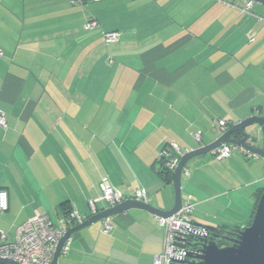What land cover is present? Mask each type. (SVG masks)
<instances>
[{"label": "crops", "instance_id": "1", "mask_svg": "<svg viewBox=\"0 0 264 264\" xmlns=\"http://www.w3.org/2000/svg\"><path fill=\"white\" fill-rule=\"evenodd\" d=\"M17 2L0 0V187L12 224L0 231L8 241L35 211L55 223L72 210L89 216L90 201L102 210L103 179L124 200L143 188L152 207L170 210L172 182L156 163L165 147L193 150L220 135L219 121L264 118L262 4L245 12L241 0H117L87 30L90 19L76 14L28 28ZM105 33L118 41L106 45ZM187 167L181 193L194 225L247 226L264 190L262 159L208 154ZM109 222L108 235L101 223L74 233L57 264H152L162 252L163 231L148 212Z\"/></svg>", "mask_w": 264, "mask_h": 264}, {"label": "built area", "instance_id": "2", "mask_svg": "<svg viewBox=\"0 0 264 264\" xmlns=\"http://www.w3.org/2000/svg\"><path fill=\"white\" fill-rule=\"evenodd\" d=\"M93 2H101L108 0H91ZM244 3L243 11L252 8L253 0H241ZM98 27L97 22L90 19L85 29H95ZM119 35L117 33L103 34L104 43L111 44L117 42ZM1 54V53H0ZM4 114L0 111V126L5 127ZM228 129L224 121L218 122V133L221 135ZM192 138L200 143L201 134L193 133ZM199 145V144H198ZM239 149L232 145H222L211 151V155L216 161H222L229 158ZM190 150L180 148L176 144L171 143L165 147L156 159L158 171L165 170L173 176L180 159ZM242 154L248 155L241 151ZM250 156V155H248ZM182 176L189 177L188 168H184ZM124 200L119 190L111 187L106 179L100 183L99 202L105 204L104 209H108L119 205ZM132 200L143 204H149L148 196L143 188L135 190ZM90 215L85 216L76 211H70L68 215H64L53 223L48 216L35 211L33 216L27 221L19 225L14 233L11 241L7 240V235L0 232V258L14 261L18 264H51L56 247L65 232L72 227L78 226L86 221L90 216L99 212L94 202H89ZM194 205L187 197L182 200L181 208L168 218L155 217L157 226L163 231V249L162 252L153 257L152 264H172L173 261L180 263L185 260L188 253L186 247V239L189 236L201 237L204 233L198 230L192 221L191 214ZM9 210V196L6 190L0 189V214H4ZM101 211V210H100ZM112 229L109 219L101 222L99 233L108 235ZM71 237L63 244L59 258L66 256L70 250Z\"/></svg>", "mask_w": 264, "mask_h": 264}, {"label": "water", "instance_id": "3", "mask_svg": "<svg viewBox=\"0 0 264 264\" xmlns=\"http://www.w3.org/2000/svg\"><path fill=\"white\" fill-rule=\"evenodd\" d=\"M253 1L264 5V0ZM225 144L236 147L239 149L237 152L241 150L264 161V118L249 116L228 127L223 134L217 135L210 144H199L197 148L185 154L180 159L172 176L174 201L170 210L163 211L152 207L150 204H143L132 199L123 200L119 205L101 210L82 224L67 230L56 247L51 264H57L63 244L74 233L120 213L139 209L154 217L168 218L174 215L182 205L181 178L183 169L187 167L190 161L208 155L211 151ZM194 226L204 234L201 237L189 236L186 239V247L188 248L186 259L180 263L173 261L172 264H264V192L256 203L249 225L243 228L217 234L215 233L216 228ZM218 240H223L229 245L219 247L217 245ZM0 264L18 263L0 258Z\"/></svg>", "mask_w": 264, "mask_h": 264}, {"label": "rangeland", "instance_id": "4", "mask_svg": "<svg viewBox=\"0 0 264 264\" xmlns=\"http://www.w3.org/2000/svg\"><path fill=\"white\" fill-rule=\"evenodd\" d=\"M16 1H18L17 3L19 4L16 9L17 11L21 13L20 14L21 18L24 12L27 15V20H28L27 27L28 28L29 26L38 27L39 25H42V24H48L50 25L49 27L54 28L55 24L59 25L60 21L63 20V19H60V17L63 15H67L70 17H74L75 14L77 15V17H80L82 15H87L88 20L90 19V17H93V16L101 19L104 7L112 6L114 3L117 2V0H108V1H101V2H93L91 0H86V3L83 6L79 5L80 7L78 6L77 8L76 6L71 5L70 1L67 2L66 0H16ZM76 3H79V2H76ZM24 5L25 7L22 9L21 6H24ZM39 15L43 16L42 18L44 19V21L42 23L39 21V17H38ZM73 21H75V19H73ZM3 39L5 40V38ZM30 71L33 72L31 73L32 76L33 75L38 76V68L36 66L31 68ZM192 161H190L187 164V166H189ZM2 174H3L2 178L4 179L6 177H9V174H6V173H2ZM4 214L6 215L7 213H4ZM4 214H0V229L6 228L5 232L7 234L8 230H12V224L10 221L3 220ZM98 224L100 223H97L95 225H98ZM17 227H15L14 229L16 230Z\"/></svg>", "mask_w": 264, "mask_h": 264}, {"label": "trees", "instance_id": "5", "mask_svg": "<svg viewBox=\"0 0 264 264\" xmlns=\"http://www.w3.org/2000/svg\"><path fill=\"white\" fill-rule=\"evenodd\" d=\"M158 175H159V177L162 179V181L164 182V183H166V184H170L171 182H172V176L170 175V173L169 172H167V171H165V170H159V172H158ZM0 189H3V188H1L0 187ZM3 190H6V189H3ZM262 192H264V190L263 191H261L259 194H258V199H259V197H260V194L262 193ZM70 212H67L65 215H68ZM250 223V222H249ZM249 223L247 224V225H249ZM217 230H215V233H217V234H224L225 232H227V231H231V230H233V229H229V228H227V227H224V226H222V227H218V228H216ZM234 229H239V228H234ZM217 245L219 246V247H223V246H226V245H229V243H227V242H225V241H223V240H218L217 241Z\"/></svg>", "mask_w": 264, "mask_h": 264}]
</instances>
